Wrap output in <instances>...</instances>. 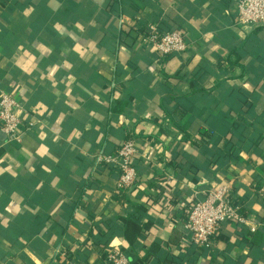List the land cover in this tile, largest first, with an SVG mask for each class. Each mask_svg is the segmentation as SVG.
I'll use <instances>...</instances> for the list:
<instances>
[{
    "label": "crops",
    "instance_id": "crops-1",
    "mask_svg": "<svg viewBox=\"0 0 264 264\" xmlns=\"http://www.w3.org/2000/svg\"><path fill=\"white\" fill-rule=\"evenodd\" d=\"M236 14V0H0V93L23 109L21 142L0 127V264H104L109 247L131 264H264V26ZM150 25L188 50L160 58ZM127 139L140 181L119 193L95 156ZM222 183L248 222L197 248L191 202Z\"/></svg>",
    "mask_w": 264,
    "mask_h": 264
},
{
    "label": "built area",
    "instance_id": "built-area-1",
    "mask_svg": "<svg viewBox=\"0 0 264 264\" xmlns=\"http://www.w3.org/2000/svg\"><path fill=\"white\" fill-rule=\"evenodd\" d=\"M236 25L252 29L264 26V0H236ZM156 50L160 58L182 55L188 48V35L183 32L162 31L155 25H150L142 36ZM23 109L17 100L6 92L0 93V127L11 142H21L23 126ZM33 123H28L30 130ZM138 154L136 142L127 139L111 154L100 153L95 156L99 167H112L117 171L118 192L126 193L139 181L140 176L134 164ZM258 196L264 199V177L256 190ZM247 217L242 213V206L235 201L233 189L229 183L213 186L195 194L185 220V229L190 235L193 245L197 248H210L223 227L229 223L246 225ZM256 226L251 228L255 231ZM69 264H88L71 262ZM104 264H131L129 257L117 247L106 250Z\"/></svg>",
    "mask_w": 264,
    "mask_h": 264
},
{
    "label": "trees",
    "instance_id": "trees-1",
    "mask_svg": "<svg viewBox=\"0 0 264 264\" xmlns=\"http://www.w3.org/2000/svg\"><path fill=\"white\" fill-rule=\"evenodd\" d=\"M168 30H171V29H168ZM242 213H243V215L245 216V214H244V210H242Z\"/></svg>",
    "mask_w": 264,
    "mask_h": 264
},
{
    "label": "clouds",
    "instance_id": "clouds-1",
    "mask_svg": "<svg viewBox=\"0 0 264 264\" xmlns=\"http://www.w3.org/2000/svg\"><path fill=\"white\" fill-rule=\"evenodd\" d=\"M116 243H119V241H116Z\"/></svg>",
    "mask_w": 264,
    "mask_h": 264
}]
</instances>
